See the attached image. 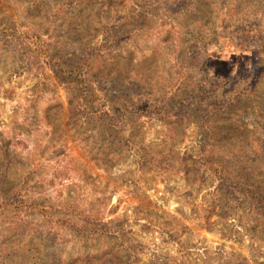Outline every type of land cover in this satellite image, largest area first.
Listing matches in <instances>:
<instances>
[{"label": "rangeland", "instance_id": "rangeland-1", "mask_svg": "<svg viewBox=\"0 0 264 264\" xmlns=\"http://www.w3.org/2000/svg\"><path fill=\"white\" fill-rule=\"evenodd\" d=\"M1 15L18 38L0 43V264H120L101 254L113 238L130 264L264 262L262 203L191 162L206 120L264 181V0H0ZM32 35L121 124L70 108ZM113 129L128 145L108 146Z\"/></svg>", "mask_w": 264, "mask_h": 264}, {"label": "trees", "instance_id": "trees-1", "mask_svg": "<svg viewBox=\"0 0 264 264\" xmlns=\"http://www.w3.org/2000/svg\"><path fill=\"white\" fill-rule=\"evenodd\" d=\"M60 10L63 11L62 6H60ZM17 34L18 27L13 17L11 15H9V17L1 15L0 43L2 42L10 46L14 42H17ZM32 36L35 38L32 44L36 48L37 54L43 58L46 66L55 74L56 80L61 84L73 85L75 86V89H77L73 90V93L76 95L75 99L73 100V105L70 103V108L75 109L76 112L79 111L81 114H85V116L90 117L91 123L95 121L96 123L100 124V122H104L106 118H109L110 122L121 124V120L126 115V110L124 108L115 109V112L117 113V115L115 114L116 116L112 115L111 111H104L94 108V101L92 100L95 96V91L88 90V86L86 85L81 69L79 67L69 66L54 61V59L50 56L45 43L38 41L37 35ZM213 93L214 91H212V94H210L208 91H205V97L202 98L203 100L201 98H198V100H202L203 102L209 100L214 97ZM136 110L137 109L135 108L134 112H136ZM121 113L122 116L120 117ZM210 113V111H205L203 117H206ZM109 126L112 127V123H110ZM199 127L203 133L204 147L200 155H197L194 159L191 158L192 164L195 166L199 164L204 168L205 173L213 174V177H216L219 180V186L234 187L235 190H239L241 193L243 192V195L249 197L252 201L262 203L264 207V181H258L253 168L245 166L246 164L243 162H239V164L242 165L240 170L235 171V169L232 168V162L228 159L229 156L215 151L214 146L211 144V139L214 134L212 132L213 126H208V122L204 120ZM197 129L199 128L197 127ZM100 133L102 132L100 131ZM120 133L121 131L113 129V133L108 132V134H106L107 140L111 142L108 146L115 148V146L128 145V141L125 140V138L121 136ZM262 224H264V221ZM165 227L164 230L169 229ZM113 239H115V243L107 248L108 252H106V254L101 253L103 257H106V255H111L116 260H119L120 264H130V255H127V253L124 252L128 250V248L124 247L125 242H123L120 238ZM262 240L264 241V238L255 239L257 242ZM94 258L95 257H90L88 258V261L91 262L94 260ZM246 262L247 261L243 259L241 263L245 264ZM115 264H119L118 261ZM262 264H264V262Z\"/></svg>", "mask_w": 264, "mask_h": 264}]
</instances>
